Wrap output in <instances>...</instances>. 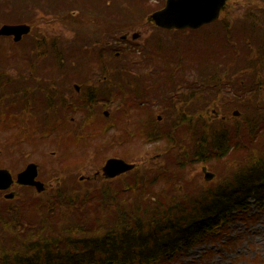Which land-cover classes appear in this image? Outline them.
Listing matches in <instances>:
<instances>
[{
  "label": "trees",
  "instance_id": "1",
  "mask_svg": "<svg viewBox=\"0 0 264 264\" xmlns=\"http://www.w3.org/2000/svg\"><path fill=\"white\" fill-rule=\"evenodd\" d=\"M256 1V0H248ZM261 1V0H258ZM262 3V2H261ZM229 22L227 18L219 19L214 22V27H203L200 30L191 32L196 34L192 36L190 40L187 41L185 45L180 46L177 43L166 44L159 41L155 44L144 45V56L150 59L153 65L151 73L149 76L152 80H157L159 84V89H155L154 97L159 98L165 93L161 90L168 87V78L172 76L175 72H183L197 70L200 76V85L202 93V102L203 106L209 104L210 99L215 96L216 88L223 85V82L228 81V88L235 87L237 90L243 91V94H240L239 100L246 103V100H251L254 93H262L264 95V85L261 82L264 77V70L259 69L255 72L261 74L260 78L256 81L253 80L254 84L250 85L249 78H238L231 76V67L232 64L230 60L233 56V53L236 52V55L239 53L240 49L238 48L237 40L231 38V32L229 28ZM242 32H236V34ZM195 39V40H194ZM199 42V45L196 43ZM17 44V43H15ZM1 46V45H0ZM245 53L247 54L251 49V53L256 52L257 62H252L250 68H255L258 64L264 65V42L259 40L256 41V44L247 43ZM0 48V92L4 91V95L10 93L13 97V101L9 98L4 99L5 104L9 107H22V98L26 99L25 107H73L70 104V100L64 98L63 95L58 94L52 90L53 84L47 86L43 85V88L40 90L43 92L37 94L35 92L38 87L34 88L28 85V88L23 87L22 79L16 81L13 79V76L6 72L7 66L11 65V55L6 54V51L10 50L9 48ZM201 51L200 60L201 65L191 64L186 65L188 58L196 59L198 57V52ZM119 55L116 56L113 51L108 52L109 61L106 64L105 72L109 74V78L112 82H116L120 74L123 73H132L138 71H146V67L150 66L149 61L143 57L142 54H137L135 51L124 52L121 49ZM91 55H93L90 52ZM75 56L87 55V51L84 52L82 47H75ZM89 58V57H82ZM19 59V56H18ZM95 61V59H93ZM176 61L177 63L174 67L168 62ZM19 62L18 60H16ZM240 71L242 72V65L239 66ZM238 67V68H239ZM156 74L155 76L152 74ZM6 75L8 76L6 78ZM234 77V78H232ZM167 78V79H166ZM135 80V83L132 88V82ZM76 81H85L83 79H76ZM126 81L128 84L121 85L115 83L111 90L107 93L100 95L99 91L93 90L88 95L89 103L93 104L94 99H97L98 96L105 97L106 99L128 104L129 98L133 95V91L136 89H143L147 92L146 79H139V77L130 76ZM41 88V87H39ZM88 90V87H86ZM25 92L30 93L31 96L24 94ZM249 92V94H248ZM80 93V92H79ZM138 99L141 103H138L139 115L148 114V103L146 96H143L144 92L137 93ZM6 97V96H5ZM14 97L16 100L14 101ZM80 97V95H78ZM249 98V99H248ZM257 107L262 103L261 99L254 100ZM36 102V103H35ZM249 104V102H248ZM0 106L3 107V103L0 102ZM239 102L234 104L233 107L228 108V117L230 121L242 122L243 126L250 122V119L244 112V110L239 107ZM77 107V106H75ZM233 108H238L242 113L239 118H233L231 116V110ZM261 109V107H259ZM264 111V108L261 109ZM121 118L118 119L126 121L130 117V107H122L119 111ZM204 114V110H202ZM148 118V115H146ZM204 121H205V117ZM153 122L156 120L153 118ZM221 122V121H220ZM12 124L10 121H7V118L0 115V125L9 127H20L22 125L14 122ZM150 126L152 124L150 121L147 122ZM157 123V122H156ZM228 123V122H224ZM79 126V127H78ZM243 126H237L236 130L239 134L240 129ZM18 127V128H19ZM80 128L79 123H71L67 121L66 127H57L54 125H42L38 128H31L32 131L28 133V136L22 138L20 142H28L32 139L39 141V138L36 137L37 133H41L42 136L50 134L51 136L63 137V140L58 141L57 143H69L70 145H76L81 147H88L92 142H84V139H67V131L74 130L77 133L84 134L86 131H78ZM144 129H147L144 127ZM231 127H226V130L219 131L217 124L213 127L210 125H204L203 128V140L191 143L193 148L202 147V152L208 151L211 147H215L218 151V148L224 146L228 148L227 142L230 140L229 133L231 132ZM65 132L64 134L62 132ZM73 131V132H74ZM237 136H233L235 141L239 143ZM76 135V134H75ZM259 135H264V122L253 124V131L250 135H247V142H250L251 145H254L255 153H252L250 156L251 163L239 171H236L231 180L227 182V186L217 192H208L206 195L207 201L204 202V198L201 197L197 201H187L186 203L180 202H171L170 204L164 205L167 207H156L150 211L152 199L146 208L142 209L141 206H136V201L133 199L135 205V214L129 216L128 211L121 209L119 220L113 226L105 225L96 233L75 235L76 230L74 228L66 229L65 233L62 235H54L52 233L37 232V226L40 224H45L47 221L53 220L57 215L62 213V209L56 214L55 206H57V200H67L64 195L66 192L62 188L53 193L43 192L41 195L33 194V188L31 187H19L30 191V195L35 198L43 197L40 204H35L34 209H47L49 210L52 216L46 221L43 219H26L22 222L24 218V212H18L15 215L20 214L18 227L22 233L18 234V237L26 236L25 242H21L19 245L13 243L9 245L10 251L0 250V256L3 259L10 260L9 263L4 264H153L160 263L165 260L167 253L178 252L179 247H193L197 244L200 237L203 240L204 235L213 232L216 229V233L220 232L222 225L226 222H229L231 219H234L235 211H242L247 206H249L250 200H256L257 202L264 201V148L262 146L257 147L260 143ZM67 136V137H66ZM207 137V138H206ZM211 138V139H210ZM48 138H45L42 141H47ZM80 140V141H76ZM19 143V142H18ZM234 143V144H237ZM264 143V142H263ZM244 146V145H243ZM211 150H209L210 152ZM197 153V151H195ZM185 154V153H184ZM183 154V155H184ZM255 154V155H254ZM138 169L131 171L130 177H138L140 174H136ZM135 175V176H134ZM141 175L139 178L135 179L131 183L125 185L126 188H123V191L129 190H139L145 192L149 187V183L160 181L163 177L160 173L158 175L150 174ZM115 178L110 180L119 179ZM153 180V181H151ZM176 179L168 178L165 181L166 183L173 182L175 183ZM86 181V180H85ZM109 181V180H108ZM109 181V182H110ZM169 181V182H168ZM110 182V183H111ZM109 183V184H110ZM109 186H107L108 188ZM107 188H104L101 191L99 198L96 195L85 193L80 201V203H72V207L77 210L80 205H86V208L94 207L95 209L101 210L107 205H114L116 198L114 195H108ZM141 193V192H140ZM24 194L20 193L13 200H6L0 194V237H7L8 234H13L15 236L17 227H10V209L11 206H15L18 201L23 202L25 200ZM121 196V195H119ZM118 196V197H119ZM120 201V200H119ZM182 203V204H181ZM99 204V205H98ZM151 204V205H149ZM68 208V206H67ZM107 208V207H106ZM5 209V211H4ZM27 209V208H26ZM30 210V208H29ZM28 210V211H29ZM20 211V209L18 210ZM47 212V213H49ZM56 214V215H55ZM216 227V228H214ZM18 229V230H19ZM10 232V233H9ZM215 233V234H216ZM8 246V243L4 244ZM8 250V249H7ZM12 260V261H11Z\"/></svg>",
  "mask_w": 264,
  "mask_h": 264
},
{
  "label": "rangeland",
  "instance_id": "2",
  "mask_svg": "<svg viewBox=\"0 0 264 264\" xmlns=\"http://www.w3.org/2000/svg\"><path fill=\"white\" fill-rule=\"evenodd\" d=\"M156 1L157 0H146L144 5L145 9L149 10L150 8H154ZM261 2L262 1L258 0H228L224 12L220 15V19H223V17L227 19L233 18L232 22L235 20V23H242L244 21V17L242 16L244 9L260 7L262 5ZM107 11L109 13L110 9ZM112 11L116 13L115 9ZM0 14L2 13L0 12ZM79 14L74 15V18ZM16 15L17 13L12 16L14 17ZM4 20L5 19L1 16L0 26L3 24ZM74 24L76 25L73 26L77 27V23ZM56 26L57 25H53L54 28H56ZM60 32L65 35L66 30H60ZM118 33L117 35H119ZM72 35L71 29H69L67 36ZM179 36L181 35L160 34L163 40L168 39V37L172 40H177ZM186 43L187 40L181 36L180 44L185 45ZM1 44L6 45V48L10 49L6 51V54L13 57L11 59V65L7 66L5 70L13 76V79L18 81V79H20V72H24L22 62L18 59V56L20 58V44H15L11 39H1L0 45ZM196 45H199V42H197ZM109 55L108 53L106 54V61H109ZM200 55L201 51L198 52V57L196 59L188 58L186 65H201V62H199ZM74 61L75 64H73L69 70L71 74H68V77L64 80L59 79L58 83L52 87L54 92H58V94L63 95L64 98L69 100H74L80 94L73 90L72 85L80 83L81 81H76V79H74L71 82V78L82 76L81 66L87 68L94 67V64L89 62L94 61L90 57ZM251 69L253 71L249 72L247 78H249L250 85H253V80H258L253 78H260L262 76L261 74L253 73L259 69L264 70V65L258 64L255 68ZM90 72H92V70ZM85 74L83 78H86ZM7 77L6 75V78ZM33 78L34 77H32V79ZM88 78L90 79V77ZM25 80H30L27 74L25 75ZM86 81L87 80H85L84 83ZM261 82H263L264 85V77ZM228 86V81L223 82V85L219 86L218 89L216 88V94L210 99L208 107H203L205 108L203 110H205L206 117L210 115L209 107H215L217 109L219 114L215 116L216 119L213 123L217 124L219 131L226 130V127L232 126V133H229L231 138L227 142L228 148L222 146L218 148L217 152L215 151L217 150L215 147H211V149L208 148V151L202 152L200 151L202 147L193 148L189 142H171L166 138L167 135L169 137V135L172 134V130L163 137L162 129L156 126L154 127L155 136L152 143L142 139L143 137L140 134L139 137L134 138V140L130 139L128 135L123 134V144L120 146L115 144L110 145V140H108L109 137L107 135L98 141L91 140L92 143L88 145V147H81L64 142L57 143V140L51 138L47 141L32 139L29 142L28 140L27 142H20L22 138L27 137L28 133L32 131L31 127L22 125L20 127L18 126L19 128H5L6 126L1 124L0 168L8 169L12 175L15 176L18 172L23 170L28 163H36L38 165L39 179L46 187L45 192L49 193L53 191V193H55L58 188H62L63 191L66 192L64 197H66L67 200L65 201L59 198L57 200V206H55L57 211L56 214L63 208L62 213L57 215L53 220L47 221V223L40 224L36 227V229L39 230L37 232H43V234L52 233L59 236L64 234L68 228H74V230H76L75 235H81V233L84 235L96 233V231H99L105 225L113 226L119 220L121 209H125L128 211L129 216H132L135 214L134 209L136 206H141L142 209L146 208V205H148L153 196L155 198H153L151 202L152 205L149 204L151 205L150 211L156 207H162L171 202H176L177 200L187 205V201L194 200L198 203V199L203 197L205 202L207 201L206 194L208 192H217L223 189L227 186V182L231 180L232 175L236 171L241 170L251 163L250 156L252 153H255L254 150L258 149H254V145H251L252 139H250L249 143H246L247 135L252 133L253 124L261 123V121L264 122V111L261 110L264 108V95L262 93L251 94L252 105L251 100H246V103L239 100L240 94H243V91L237 90L235 88L236 86L227 90ZM76 91L78 90L76 89ZM42 92H37V94ZM4 93V91L0 92V102L3 103V107L0 106V115L14 124L13 121L17 122L18 112L16 113L14 107H9L6 104L4 107L5 98H9L13 101V97H11L10 93L7 95H4ZM24 94L31 96L30 93ZM256 99L262 100V103L259 105L261 109L257 107L254 101ZM238 102L240 105L239 107L244 110L250 119V122L244 126L242 122L236 123L235 120L230 121L229 119H225V121H223V115H226V118H228V108L231 104L234 105ZM196 108L197 107H190V110L194 111ZM108 110L112 114L115 111L114 108H108ZM156 114L157 111L155 109V115ZM79 116L82 118L84 115H77L76 118ZM77 121L78 120L73 119L72 123H77ZM224 122L228 123L226 124ZM124 124L127 123L124 122ZM204 125H207V123H204L203 126ZM237 126H243L239 134L236 130ZM142 127L141 125L138 126L139 130H141ZM237 134V138H240L239 143H237L233 137L237 136ZM180 139L181 136L178 137V140ZM259 141L260 143L257 147L262 146L264 148V135H261V137L259 135ZM209 150H212V152H209ZM195 151H197V153ZM108 157H118L128 163H135V169H138L136 174L141 173L139 176L146 175L147 178H149L147 174H150L152 177L160 173L163 177L160 181L149 183V187L145 192L140 191V189L135 191H123L122 189L126 188L125 185L127 183L133 182L135 179L139 178V176L136 178H133V176L130 177L128 174L131 172H128L121 175L119 179L113 182L110 181L111 183L103 180L100 175L95 178L96 171L99 173L105 159ZM203 168L206 169V172L213 175L210 180L205 179ZM81 177H83L82 180ZM168 178H172V180L175 178V183L169 181V183H166L163 181ZM107 186L109 187L107 188ZM104 188H107L108 195L117 192V194L114 195L116 198L114 205H107V208L103 207L101 210L95 209L94 207L85 209L84 207H86L87 204L80 205L77 210L72 207V203H80L85 193L96 195L99 198ZM20 193L25 195V200L23 202L18 201L17 204L11 206L10 209V227H17L16 234L15 236L13 234H8L7 237H0V250L10 251L9 245L13 243L19 245L26 240V236L18 237V234L22 233L18 227V222H20L18 218L20 214L15 215L18 212L25 211L22 222L26 221V219H43V221H46V219L52 216L47 209L36 210L33 208L35 204H40L43 197H41L42 199L35 198L37 196H31L30 191L22 188L18 191L16 190V196H19ZM33 194L41 195V193H37L35 190H33ZM133 199L136 201L135 207ZM253 201V199L250 200L251 205L248 209L249 213H242L236 216V219L227 222L228 225L223 227L222 231H225L224 233L226 235L222 232L216 235L209 233L204 235L201 241L200 239H202V237H200L192 250L185 253L184 250L178 251L176 254L171 252L164 261L153 264H264V203H252ZM19 209L20 211H18ZM5 243H8V246L5 247ZM9 261L10 260L3 259V257L0 256V264L9 263Z\"/></svg>",
  "mask_w": 264,
  "mask_h": 264
},
{
  "label": "flooded vegetation",
  "instance_id": "3",
  "mask_svg": "<svg viewBox=\"0 0 264 264\" xmlns=\"http://www.w3.org/2000/svg\"><path fill=\"white\" fill-rule=\"evenodd\" d=\"M145 1L0 0V12L2 13L0 15L5 19L0 28L3 25L15 24L28 27V31L22 34L20 41L15 42L20 44L19 59L22 62L24 71L23 73L20 72V77L23 87L28 88V85L34 88L38 87L35 92H42L40 90L43 85H56L59 79H66L68 74H71L69 70L75 64L74 60H79L82 57L95 59V61H89L94 64L93 68L81 66L82 76L70 80L71 82L74 79L87 80L85 83L83 81L72 85L75 92H80V97L70 100V105L73 107H58L56 109L53 107H25L26 99L23 97L22 107H14V111L18 112L17 124L27 125L31 128H38L42 125L66 127L67 121L72 123L74 119L78 120L77 123L80 124L78 131L86 132L81 134L68 129V137L66 136L68 140L98 141L108 135L109 144L119 146L123 144V134L128 135L133 140L138 138L140 134L143 137L142 139L152 143L155 136V126L162 129L163 137L172 130V134L169 137L167 135L166 138L171 142L196 143L203 140V124H211V127H213L215 125L213 121H215V116L218 113L215 108L209 107L210 115L206 117L205 112L202 114V110L205 109L203 107L206 106L202 105L200 76L197 70H184L183 72L173 73L170 78H166L168 87L161 90L165 94L156 98L154 93L156 88L159 89V84L157 80L154 81L149 76L153 65H151L150 59L148 60L143 55L144 45H153L159 41L165 44L173 42L179 45L181 36L188 41L196 35L191 32L200 30L202 27L196 30L160 28L150 19V16L162 9L166 0H157L154 8L149 10L145 9ZM261 1L262 5L260 7L244 9L242 13L244 21L242 23H235V20L232 22L233 18L227 19L231 38L237 40L236 45L240 49L237 55L236 52L233 53L230 60L232 64L231 76L237 74L236 77L240 79L247 78L249 72L253 71L250 64L257 62L255 60L258 57L257 53H251L250 49L246 54L245 49L247 43L254 45L259 40L264 42V0ZM108 9H110L109 13ZM114 9L116 13L112 11ZM15 13L17 15L13 17L12 15ZM76 14L79 15L74 18ZM74 23H77V27L73 26L76 25ZM53 25H57L56 28ZM206 26L214 27V22L206 24ZM69 29H71L72 36H67ZM60 30H66L65 35ZM236 32L242 33L236 34ZM162 33L181 36L177 40H172L170 37L163 40L160 37ZM1 39H11L14 42L12 36H0ZM1 46L4 48L6 45L1 44ZM180 46L182 45L180 44ZM75 47H82L84 52L87 51V55L75 56ZM121 49L124 52L135 51L138 55L142 54L149 61L150 66L146 67V71L143 72L120 74L117 81L112 82L108 77L109 74L105 72L107 64L105 57L110 51L118 56V51ZM168 63L174 67L179 62L172 60ZM240 65L243 66L242 72H239L240 67L238 68V66ZM91 70L92 72H90ZM257 73L254 72L253 74ZM26 74L30 77L29 81L25 80ZM84 74L86 78H83ZM152 75L155 76L156 74L153 73ZM130 76L146 79L147 87L144 89H148V91L140 90L144 92L143 96L149 98L147 103L150 112L146 114L148 118L144 114L139 115L138 112V108L141 107L138 103L141 102L135 92L140 93L139 89L133 91L128 104L112 102L105 97H100V95L111 90L115 83L128 84L129 82L126 80ZM32 77L34 78L32 79ZM134 83L135 80L131 83L132 88ZM86 87H88V90H86ZM93 90L99 91L100 95L97 99H94L92 104L89 103L88 95ZM141 104L143 105V103ZM122 107H130V117L126 121L123 118L122 120L118 119V117L121 118L119 111ZM190 107L197 108L191 111ZM108 108H114L113 114L109 112ZM155 109L157 111L156 115ZM77 115L84 116L76 118ZM203 117L206 118L205 121ZM153 118L157 123L153 122ZM225 119V115H223V120L225 121ZM148 121L152 126L147 123ZM124 122L127 124H124ZM140 125L143 126L141 130L138 128ZM146 125L147 129H144ZM180 136L181 139L178 140ZM36 137L39 138V141L43 140L41 133H37ZM44 137L57 141L63 140V137L51 136L50 134L44 135ZM95 174H97V178L98 175L101 176V171L99 170V173L96 171ZM102 179L104 180L103 177ZM17 187L18 185L13 184L9 190L14 193L13 199L17 197L16 190L18 191L19 187L22 186ZM9 191H0V194L4 197L5 193Z\"/></svg>",
  "mask_w": 264,
  "mask_h": 264
},
{
  "label": "water",
  "instance_id": "4",
  "mask_svg": "<svg viewBox=\"0 0 264 264\" xmlns=\"http://www.w3.org/2000/svg\"><path fill=\"white\" fill-rule=\"evenodd\" d=\"M228 0H166L162 9L154 12L150 19L160 28L164 29H197L203 25L217 20L220 13L225 10ZM28 31V27L20 24L3 25L0 28V36H12L15 42L20 41L22 34ZM234 111L233 115H238ZM134 163H128L117 157L108 158L101 168L102 176L107 179L114 178L125 172L133 170ZM204 177L210 180L213 176L203 168ZM38 165L29 163L16 174L15 182L23 186L34 187L38 193L45 190L44 183L37 179ZM83 179V177H81ZM14 182L8 169L0 168V190H7ZM13 192L5 194V198L11 199Z\"/></svg>",
  "mask_w": 264,
  "mask_h": 264
}]
</instances>
